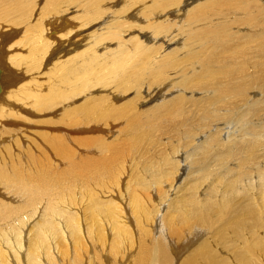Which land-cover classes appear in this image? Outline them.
Returning <instances> with one entry per match:
<instances>
[{"label":"bare ground","instance_id":"bare-ground-1","mask_svg":"<svg viewBox=\"0 0 264 264\" xmlns=\"http://www.w3.org/2000/svg\"><path fill=\"white\" fill-rule=\"evenodd\" d=\"M40 1L0 0V221L7 220L8 247L23 248L30 230L40 242L32 248L47 254L41 262L26 245L17 264H138L134 251L143 264H264V6ZM140 5L149 31L139 35L154 42L138 40L133 57H121L142 21L127 12ZM82 30L92 41L76 42ZM126 94L117 107L98 106L111 120L101 133L95 106ZM133 97L143 100L139 107L160 98L137 112ZM54 109L84 141L20 126ZM93 124L100 134L89 137ZM127 133L146 146L132 164L121 150ZM77 181L105 210L97 209L98 220L91 215V226L62 228L55 205ZM60 231L71 247L63 255ZM79 237L89 251L75 250Z\"/></svg>","mask_w":264,"mask_h":264},{"label":"rangeland","instance_id":"rangeland-1","mask_svg":"<svg viewBox=\"0 0 264 264\" xmlns=\"http://www.w3.org/2000/svg\"><path fill=\"white\" fill-rule=\"evenodd\" d=\"M40 3H41V1L40 0H38ZM148 1V0H147ZM197 1H198V3H201V2H206V7H211V6H215V5H217L218 4V2L217 1H215V0H189L188 2L190 3V5H189V7L190 6H193V5H195V4H197ZM237 1V0H236ZM243 1V3L245 4V5H249V4H252V6H251V8H259V7H262V6H264V0H242ZM229 3H232V1H230ZM109 4V3H108ZM111 4L112 5H114V8L115 7H119L121 4H122V2L119 0V2H118V5H116V3L115 2H111ZM110 4V5H111ZM148 4V3H147ZM207 4H208V6H207ZM214 4V5H213ZM205 5V4H204ZM141 10H144V13L146 12V10L144 9V6H142V5H140L139 7H138V9L136 10V9H131V10H129L127 13H128V15H137L138 14V16L139 17H137V18H139V19H142V21H141V23L136 27V31L133 33V34H135L136 36H135V41L134 40H129L128 41V43H127V45L125 46V48L123 49L124 51H125V53L121 56V57H125V56H129L130 58H132L133 56V52H134V50H135V42H137L138 40H143V44L144 45H146V43L148 44V45H152L153 44V42L152 41H148V42H146L147 41V39L146 38H143V37H140V35H139V33H142V34H146L149 30H148V28L146 27V23L144 22V18H140V17H142V15H141ZM171 11V10H170ZM172 17V16H171ZM150 19H149V23L150 22H152V21H154V14L153 13H151V15H150V17H149ZM130 21V20H129ZM131 22V21H130ZM81 34H83L82 36H81V34H80V36L79 37H77L76 36V42H80L81 43V40L84 38V35L86 34V33H88V31L87 32H85V30H82L81 32H80ZM132 34L130 33V36H131ZM129 36V37H130ZM83 37V38H82ZM129 37H126L125 39H128ZM79 38H81V39H79ZM80 40V41H79ZM92 41V39H86V40H82L83 42H86V41ZM61 41H62V39H61ZM55 43H56V41H55ZM159 42H156L155 43V45H157ZM147 46V45H146ZM174 46H172V47H169V48H173ZM163 49V48H162ZM162 49H161V51H162ZM167 50H169V49H166V51ZM148 52L149 51H146L144 54L145 55H148ZM143 68V67H142ZM142 68H140V69H142ZM106 93V92H105ZM104 93V94H105ZM159 93V94H158ZM98 94V93H97ZM100 95H102L103 93H99ZM98 94V95H99ZM161 93L160 92H157V95H160ZM99 95V96H100ZM132 95L131 94H126V97L124 96V97H122V99L121 98H119V97H116V99L117 100H114L115 99V97L113 98V96L112 97H110V96H108L106 99H105V101H102V102H98L97 103V105L95 106V109H94V111H93V113H94V115H97V123H95V125L97 126L98 124V126L97 127H102L103 125V123H104V126H106V127H108L109 126V122H111V120L109 121V118L106 116L105 117V115L104 114H101V112H100V110H98L97 108H99V107H102V106H105L107 103L108 104H111V103H114V104H112L113 106H115V107H117V103H119V105H121L122 104V102L123 101H126V100H129L130 99V97H131ZM112 100H110V99ZM113 98V99H112ZM160 98V97H159ZM159 98H157V99H155L154 100V103L155 102H157V101H159ZM119 101V102H118ZM133 101L134 102H136V105H137V108H136V110H137V112H139V111H141L142 109V111H144L145 109H149V108H152V107H149L151 104L153 105L154 103L152 102L151 104L149 103V104H147V105H141L140 107L138 106V103L140 104L143 100H140V98H139V100H138V97L136 98V97H133ZM106 102V103H105ZM116 102V103H115ZM100 103H101V105H100ZM103 103H104V105H103ZM78 104V108H80V109H82L83 110V106L80 104V102H78L77 103ZM99 104V105H98ZM151 105V106H152ZM99 106V107H98ZM146 106V107H145ZM144 107V108H143ZM59 109V108H58ZM58 109L56 110V109H54L53 111L51 110L50 112H48V114H51V112H52V114H51V119H50V117H49V115L47 114V116L46 117H44L43 115L42 116H40V117H37V118H33V119H25L26 120V123H25V125H20L21 127H24L25 129H26V131L27 132H36V133H38V132H44V133H52V132H54V133H59V132H61V133H63L64 131H65V133L67 132V133H69V136L74 140V142L75 143H77L78 141H84L83 139H79V137L80 136H83L82 134H80V133H74V132H72L71 130L70 131H68L67 129H64L63 128V126H61V111L59 112L58 111ZM141 109V110H140ZM60 110V109H59ZM58 111V112H57ZM95 111H96V113H95ZM60 113V114H59ZM99 115V116H98ZM100 116H101V118H100ZM54 117V118H53ZM56 117V118H55ZM99 117V118H98ZM103 117H105V118H103ZM53 118V119H52ZM108 118V119H107ZM49 119V120H48ZM100 119V120H99ZM102 119H103V122L101 123V121H102ZM106 119V120H105ZM57 120H59V121H57ZM124 120V118L122 119H120V122L121 121H123ZM107 121H108V124H107ZM51 122L53 123V125L51 124ZM60 122V123H59ZM99 122V123H98ZM115 123V122H114ZM114 123H112V127H113V124ZM58 124V125H57ZM107 124V125H106ZM123 124V123H122ZM125 124H127V120H125L124 121V124L123 125H125ZM94 125V124H93ZM93 126V127H95V128H97L96 126ZM61 126V127H60ZM104 126H103V128H102V131H101V133H104V131H106L107 129H106V127L104 128ZM153 126H155V124L153 123ZM62 129V130H61ZM99 129H101V128H99ZM98 128H97V131H99L98 133H96L97 131H95V132H93V134L91 133L90 134V136L89 137H94L95 135H97V134H100V130H99ZM103 129H106V130H103ZM57 131V132H56ZM53 134V133H52ZM129 133H127V138H128V140L131 138V137H129L130 136V134L128 135ZM152 134H154L155 136L154 137H159V138H165L166 137V135H161L160 134V132H158V129H154L153 128V132H152ZM159 134V135H158ZM79 136V137H78ZM7 136H4L3 137V139L4 138H6ZM145 137V131L143 132V136H139L138 138H144ZM78 138V139H77ZM122 139V141H123V146H122V148H121V150H123V153H125L124 155H125V158H128V164H132V156H133V154H135L136 153V156L141 152V151H143V150H145V147L146 146H144V140H142V139H140V142L139 143H137V142H134V145H133V141H132V139H130L129 141L128 140H125V138H121ZM108 140V139H107ZM20 141V140H19ZM130 144V145H129ZM142 144V145H141ZM130 147V148H129ZM139 148V149H138ZM141 149H143V150H141ZM126 150V151H125ZM128 153V154H127ZM20 155H22V154H20ZM23 156V155H22ZM21 156V157H22ZM24 158V156L22 157V159ZM51 164H54V162H51ZM65 201H64V200ZM62 200L63 201H61L59 204H61V205H55V208L56 209H62V211H63V213H64V215H63V218H60V220H61V222H62V228H64L65 226H67L69 223H75V224H79L81 227L84 225V224H89L90 225V223L91 224H93V221H92V218H91V215H93L95 218H96V220H98V214H97V209L98 208H100V209H102V210H105V205L104 204H99L98 203V201H97V199H96V197L94 196V193H93V191H92V188H89V187H86L83 183H81V182H75L74 183V185L72 186V188H71V190H69V193H68V196L66 197V198H63ZM69 202V203H68ZM67 204V205H66ZM63 205H65L64 207H63ZM69 205V206H68ZM41 207H43V206H39V205H37V210L36 211H40V208ZM66 207H68V208H66ZM34 208V205L32 206V207H26V211H30V210H32ZM64 208V209H63ZM42 209V208H41ZM68 209H70L69 211H68ZM66 210V211H65ZM15 213V212H14ZM12 214V213H11ZM68 216H71V217H68ZM48 217H50V216H48ZM38 217L36 216L35 218H33V221H32V218H30L28 221H27V223H28V225H27V228L25 229V231H24V234L25 235H27V233H28V230H29V228L31 229V225H32V223H34V221L37 219ZM11 221H8V222H12V219H10ZM31 221V222H30ZM4 221H0V238H2L3 239V241H2V239H0V254L2 255V256H0L1 258H5V259H1L2 260V262H0V263H2V264H4V263H7L8 262V260H9V262H10V264L12 263V264H17V260H18V262H20V258L22 259V261H23V259H24V253H25V251L26 250H24V248L25 247H28L29 245V247L31 248H29L28 247V252H33L36 256H33L32 255V257H35L37 260H40L41 262L43 261V257H42V255L43 254H45V255H47L46 253H45V251H46V249L44 248V246H43V248H40V246H38L39 244L38 243H40L37 239H34V237H33V235L32 234H29L30 233V230H29V233H28V236L27 237H29V238H26V240H24V241H22V243L21 244H23V248L21 247L20 249L18 248V249H16V250H14L15 249V245H10L9 247H8V245L9 244H7V243H5V242H7V241H5L4 242V240H8L9 239V237H10V234L7 232V224H6V222H7V220H5V222L3 223ZM26 223V224H27ZM25 224V225H26ZM3 225V226H2ZM91 226V225H90ZM49 227V226H48ZM4 228H6V229H4ZM91 229H92V231H93V233L95 234V236L97 235V233H100V232H102V229H101V226H100V224L98 223L97 224V227L96 228H93V227H91ZM6 230V231H5ZM27 230V231H26ZM49 230V229H48ZM2 231H3V233H2ZM7 232V233H6ZM27 232V233H26ZM61 232L62 231H60L59 233H57L56 234V240H55V242H56V245H57V249H56V251L60 254V255H63V254H67V251H69L70 249H71V247H70V245L68 244V241H67V239H66V236H64V235H62L61 234ZM6 233V234H5ZM9 236H8V235ZM48 234L49 233H46V235L45 236H43L44 238L43 239H47V238H49V236H48ZM3 235V236H2ZM6 235V236H5ZM32 235V236H31ZM5 236V237H4ZM6 237H8V238H6ZM30 238H31V240H30ZM28 239L31 241V244H30V242L28 241ZM79 239L81 240V242L80 243H77L76 245H75V250L77 251V252H81V253H84V252H86V251H89L92 247L90 246V245H88V244H84V242L82 241V239L79 237ZM32 240H35L34 242L32 241ZM26 241H27V243H26ZM2 242H4L5 244H7V245H4V243H2ZM25 244V245H24ZM33 244H38L37 246H38V250H34V249H36V247L37 246H35L34 245V247L32 248V246H33ZM26 245H28V246H26ZM32 245V246H31ZM11 246H12V248H13V250H10L11 249ZM14 246V247H13ZM3 247V248H2ZM8 247V248H7ZM10 248V249H9ZM17 248V247H16ZM3 249H5V250H3ZM23 249V250H22ZM25 249H27V248H25ZM32 249H33V251H32ZM41 250V251H40ZM42 250H44V251H42ZM8 251V252H7ZM9 251H10V253H9ZM16 251L19 253V251H21L20 252V254L18 255V253H17V255H16ZM131 250H129V251H127V252H130ZM4 254H3V253ZM7 252V253H6ZM12 252H15L14 254L12 253ZM38 253V254H36V253ZM44 252V253H43ZM12 253V254H11ZM21 253L24 255H21ZM134 253V255H133V257H134V259H135V262L136 263H138V264H143L142 263V256H143V254H142V252H140V251H134L133 252ZM6 255H8V256H6ZM13 257H12V256ZM17 256L16 257V260H15V256ZM21 255V256H20ZM39 255H41V256H39ZM20 256V257H19ZM38 256V257H37ZM9 259H8V258ZM23 257V258H22ZM176 257V256H175ZM11 258V259H10ZM14 258V259H13ZM35 258H34V261H37V260H35ZM40 258V259H39ZM6 259H8L7 261H6ZM13 259V260H12ZM0 260V261H1ZM116 260V259H115ZM7 264H9V263H7ZM86 264H87V262H86Z\"/></svg>","mask_w":264,"mask_h":264}]
</instances>
